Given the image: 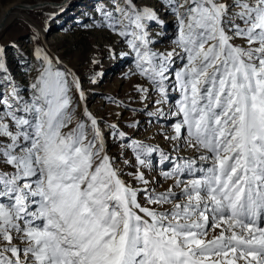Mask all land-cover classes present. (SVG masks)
<instances>
[{
  "label": "snow or ice",
  "instance_id": "1",
  "mask_svg": "<svg viewBox=\"0 0 264 264\" xmlns=\"http://www.w3.org/2000/svg\"><path fill=\"white\" fill-rule=\"evenodd\" d=\"M158 3L97 0V13L131 50L142 99L178 94L164 137L176 156L90 110L39 43L27 84L0 46V264H264V0ZM161 10L170 50L151 32Z\"/></svg>",
  "mask_w": 264,
  "mask_h": 264
},
{
  "label": "rangeland",
  "instance_id": "2",
  "mask_svg": "<svg viewBox=\"0 0 264 264\" xmlns=\"http://www.w3.org/2000/svg\"><path fill=\"white\" fill-rule=\"evenodd\" d=\"M41 7L31 8L24 13L28 19L16 18L0 33V46L5 49V57L10 74L17 80L27 84L35 74L37 67L32 56L33 49L39 45L46 51L60 57L64 65L70 67L81 78L89 97V107L93 112L103 116L109 123H116L122 131H126L132 141H142L158 146L165 152H171L172 144L165 140L171 134L170 109L174 111L175 99L178 94L163 106L156 105L155 93L147 100L144 94L136 91L138 84H148L144 78L135 74V63L132 55H124L131 50L122 38L102 26V19L97 13V0H0V15L11 4L32 5L48 3ZM158 9V0H148ZM163 25L151 27L155 47L170 50L173 47L176 26L174 18L164 10L160 11ZM39 36V40L35 37ZM180 61H177L179 66ZM92 81H95L93 83ZM115 101V102H113ZM162 107L165 115L157 117V109ZM133 121L138 127H132ZM106 132L108 129H105ZM112 153L118 151V142L108 138ZM176 156V152H171ZM179 155H195L191 149L182 148ZM159 154H153V162ZM162 167V166H161ZM131 169L126 168V171ZM160 168L157 169V173ZM159 189L167 188L170 181L156 174ZM219 234V229L209 232V238Z\"/></svg>",
  "mask_w": 264,
  "mask_h": 264
},
{
  "label": "bare ground",
  "instance_id": "3",
  "mask_svg": "<svg viewBox=\"0 0 264 264\" xmlns=\"http://www.w3.org/2000/svg\"><path fill=\"white\" fill-rule=\"evenodd\" d=\"M39 7L41 6H38V8ZM30 9L31 8H29V5H25V4L20 5L18 3H14L6 7L0 15V33L8 26V24L12 20L16 18H24L29 20V18L24 12Z\"/></svg>",
  "mask_w": 264,
  "mask_h": 264
},
{
  "label": "water",
  "instance_id": "4",
  "mask_svg": "<svg viewBox=\"0 0 264 264\" xmlns=\"http://www.w3.org/2000/svg\"><path fill=\"white\" fill-rule=\"evenodd\" d=\"M45 4H52V5H58V3H55V2H52V1H49L48 3H37V4H32V5H29V8H34V7H38V6H43ZM26 5V4H25Z\"/></svg>",
  "mask_w": 264,
  "mask_h": 264
}]
</instances>
